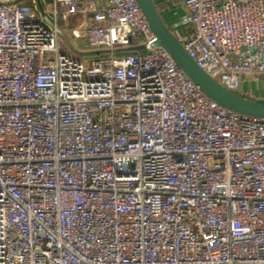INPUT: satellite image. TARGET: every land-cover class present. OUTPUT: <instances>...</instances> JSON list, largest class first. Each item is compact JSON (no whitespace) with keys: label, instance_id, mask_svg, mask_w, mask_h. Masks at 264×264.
<instances>
[{"label":"built area","instance_id":"built-area-1","mask_svg":"<svg viewBox=\"0 0 264 264\" xmlns=\"http://www.w3.org/2000/svg\"><path fill=\"white\" fill-rule=\"evenodd\" d=\"M183 5L189 55L252 95L264 0ZM78 16L108 56L70 55ZM155 41L137 0H0V264H264V117Z\"/></svg>","mask_w":264,"mask_h":264},{"label":"water","instance_id":"water-1","mask_svg":"<svg viewBox=\"0 0 264 264\" xmlns=\"http://www.w3.org/2000/svg\"><path fill=\"white\" fill-rule=\"evenodd\" d=\"M146 16L155 36V45L163 46L174 58L177 64L210 98L221 105L236 112L264 117V98H255L252 95H243L228 89L206 72L192 58L176 34L164 21L161 12L154 0H137ZM40 9L42 6L39 3ZM62 34V32H60ZM143 46H130L114 49V52H130L141 50ZM109 50L88 51L87 54H99Z\"/></svg>","mask_w":264,"mask_h":264},{"label":"crops","instance_id":"crops-1","mask_svg":"<svg viewBox=\"0 0 264 264\" xmlns=\"http://www.w3.org/2000/svg\"><path fill=\"white\" fill-rule=\"evenodd\" d=\"M157 4L161 15L166 22V24L171 28V30L177 35L182 28L183 19L185 16V8L183 5V0H154ZM73 26L69 27L70 35H75V33L83 32L84 21L78 16L72 18ZM76 26H79V29H75ZM83 40L82 38L79 39ZM260 81V80H259ZM259 81L252 83V96L255 98H264V86L261 88H256L253 85L255 83L262 84ZM264 85V83H263Z\"/></svg>","mask_w":264,"mask_h":264},{"label":"rangeland","instance_id":"rangeland-1","mask_svg":"<svg viewBox=\"0 0 264 264\" xmlns=\"http://www.w3.org/2000/svg\"><path fill=\"white\" fill-rule=\"evenodd\" d=\"M73 26V22H72V19L70 21H68V23H66L65 21H60L59 22V28L66 34V38L71 42L72 46H73V50H70L69 53L71 56L75 57V58H83V57H86V58H94L95 56L97 57V54H81V53H84V52H87L91 49H93L92 47H90L85 40H77L75 39L74 35H70L69 33V27H72ZM62 47H63V50L65 51H68L69 50V47L67 45L66 42H63L62 44ZM126 52H117L116 54L117 55H123L125 54ZM109 53L105 52V53H100V56H108ZM262 84H259V83H255L253 86L256 87V88H262L264 85V77H261L260 78V81Z\"/></svg>","mask_w":264,"mask_h":264}]
</instances>
